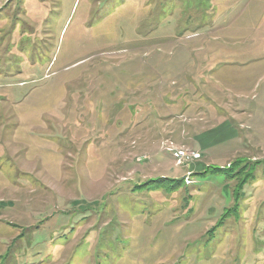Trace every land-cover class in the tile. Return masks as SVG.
I'll return each mask as SVG.
<instances>
[{"label":"rangeland","instance_id":"374dc122","mask_svg":"<svg viewBox=\"0 0 264 264\" xmlns=\"http://www.w3.org/2000/svg\"><path fill=\"white\" fill-rule=\"evenodd\" d=\"M0 264H264V0H0Z\"/></svg>","mask_w":264,"mask_h":264},{"label":"built area","instance_id":"2783aa9c","mask_svg":"<svg viewBox=\"0 0 264 264\" xmlns=\"http://www.w3.org/2000/svg\"><path fill=\"white\" fill-rule=\"evenodd\" d=\"M177 156V155H176Z\"/></svg>","mask_w":264,"mask_h":264}]
</instances>
